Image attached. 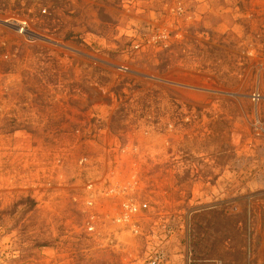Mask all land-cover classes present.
Wrapping results in <instances>:
<instances>
[{
    "label": "rangeland",
    "instance_id": "obj_1",
    "mask_svg": "<svg viewBox=\"0 0 264 264\" xmlns=\"http://www.w3.org/2000/svg\"><path fill=\"white\" fill-rule=\"evenodd\" d=\"M0 264H264V0H0Z\"/></svg>",
    "mask_w": 264,
    "mask_h": 264
},
{
    "label": "water",
    "instance_id": "obj_2",
    "mask_svg": "<svg viewBox=\"0 0 264 264\" xmlns=\"http://www.w3.org/2000/svg\"><path fill=\"white\" fill-rule=\"evenodd\" d=\"M14 28L17 30H21V28L19 26H15Z\"/></svg>",
    "mask_w": 264,
    "mask_h": 264
}]
</instances>
